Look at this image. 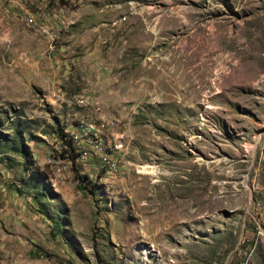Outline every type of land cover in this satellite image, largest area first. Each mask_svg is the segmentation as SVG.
I'll use <instances>...</instances> for the list:
<instances>
[{"label":"rangeland","instance_id":"1","mask_svg":"<svg viewBox=\"0 0 264 264\" xmlns=\"http://www.w3.org/2000/svg\"><path fill=\"white\" fill-rule=\"evenodd\" d=\"M17 121L0 264H264V0H0Z\"/></svg>","mask_w":264,"mask_h":264},{"label":"trees","instance_id":"2","mask_svg":"<svg viewBox=\"0 0 264 264\" xmlns=\"http://www.w3.org/2000/svg\"><path fill=\"white\" fill-rule=\"evenodd\" d=\"M20 125L21 123L18 121L15 125H12L13 127L15 126L14 133L12 135L0 134V155L5 154L6 152H11L26 158L28 149L23 143V132L19 130Z\"/></svg>","mask_w":264,"mask_h":264},{"label":"bare ground","instance_id":"3","mask_svg":"<svg viewBox=\"0 0 264 264\" xmlns=\"http://www.w3.org/2000/svg\"><path fill=\"white\" fill-rule=\"evenodd\" d=\"M139 171L147 175L155 176L157 174V169L153 165H146V166L139 167Z\"/></svg>","mask_w":264,"mask_h":264}]
</instances>
